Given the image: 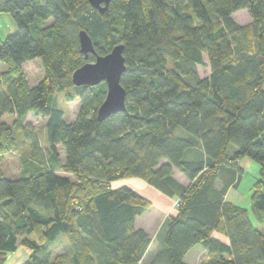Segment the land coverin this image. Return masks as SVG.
<instances>
[{
  "label": "trees",
  "instance_id": "1",
  "mask_svg": "<svg viewBox=\"0 0 264 264\" xmlns=\"http://www.w3.org/2000/svg\"><path fill=\"white\" fill-rule=\"evenodd\" d=\"M243 9L247 24L233 17ZM3 12L18 31L0 39V162L25 140L31 155L20 175L0 174V264L19 244L23 264H144L152 238L137 219L152 202L113 185L131 177L178 199L149 264H190L198 244L200 264H264V0H111L103 13L89 0H0ZM82 29L99 55L124 45L126 108L103 121L106 82L72 81L96 57L80 51ZM36 58L44 76L31 86L24 64ZM60 93L80 100L73 121ZM30 113L47 119V147L25 124ZM244 157L259 165L253 216L226 199Z\"/></svg>",
  "mask_w": 264,
  "mask_h": 264
},
{
  "label": "rangeland",
  "instance_id": "2",
  "mask_svg": "<svg viewBox=\"0 0 264 264\" xmlns=\"http://www.w3.org/2000/svg\"><path fill=\"white\" fill-rule=\"evenodd\" d=\"M234 19L240 24H247L252 20L250 14L246 9L236 12ZM17 31L18 25L12 15L7 12L0 13V39H5L8 35L14 34ZM0 67L2 69H5L6 64L2 62ZM198 68L200 76H206L210 72V67L208 65L199 66ZM24 69L31 86L35 85L44 76V67L41 63L40 58H36L34 60L26 62L24 64ZM59 103L61 108L65 112L66 119H68L69 121H73L79 113L81 106L80 100L75 99L74 101H66L64 98V93H60ZM4 118L9 123H13L14 116L5 114ZM46 121V118L35 116L31 113L27 116V119L25 121V124H28V128L32 131H35L43 147H47L48 145L46 138ZM59 149L61 162L64 163L66 156L65 149L62 145L59 147ZM25 155H31L30 140H25V142L20 145L18 150L8 154L5 159L0 162V174L6 177H16L20 175L23 169L22 158ZM247 160H249L250 164L247 166L246 171L242 176L240 186L238 190L236 189L231 191L229 199L232 201L233 199H237L236 203L247 207L251 212V215L253 216L252 203L250 200L252 194L251 187L258 176L259 165L249 157ZM59 173L63 175H70L65 172ZM174 174L177 178L183 180L184 182H187L184 179L183 174L179 170L174 169ZM135 179H140L142 183L137 182ZM122 180L129 181L132 185H135L144 190L146 193H148V198L152 202V206L149 208V210L137 219V226L144 228L152 238V243L143 260L144 264H149L157 251L161 248V238L163 237V223L170 214H175L177 212L178 199L173 198V200H170L171 197H169L168 199L167 195L154 188L153 186H151L153 189L150 188V185L148 186V183L141 178L131 177ZM119 184L120 183L117 182L113 183L114 186H118ZM120 185L127 184L121 183ZM64 251H66L65 243L60 242L58 244H55V253H61ZM189 254L190 255L187 260H189L192 264H200L207 258V251L201 244H198L194 248H192ZM28 256L29 249L26 246L19 244L18 248L15 251L10 252L4 264H23L27 260Z\"/></svg>",
  "mask_w": 264,
  "mask_h": 264
},
{
  "label": "water",
  "instance_id": "3",
  "mask_svg": "<svg viewBox=\"0 0 264 264\" xmlns=\"http://www.w3.org/2000/svg\"><path fill=\"white\" fill-rule=\"evenodd\" d=\"M91 5L100 12H105L111 0H89ZM80 51L86 58L94 54V61H86L78 67L72 75V81L77 86H94L102 81L107 84L106 98L100 105L97 117L103 121L126 108L127 91L121 83V78L126 70V58L124 56V45H115L105 55L96 53L93 40L89 33L82 29L79 31Z\"/></svg>",
  "mask_w": 264,
  "mask_h": 264
},
{
  "label": "crops",
  "instance_id": "4",
  "mask_svg": "<svg viewBox=\"0 0 264 264\" xmlns=\"http://www.w3.org/2000/svg\"><path fill=\"white\" fill-rule=\"evenodd\" d=\"M235 15H236V13H234V15H233V17H235ZM248 159V157H244V158H242L240 161H239V165H240V167L243 169V174L245 173V171H246V168H247V166L250 164V162H249V160H247ZM175 175V174H174ZM175 177H176V175H175ZM183 177H184V179L187 181V182H184L183 180H181V179H179V178H177L179 181H181V182H183V183H185V184H187L188 183V180L186 179V177L183 175ZM137 182H139V183H142V181L140 180V179H135ZM124 180H119V181H116L117 183H123V184H127V185H129V186H131L132 188H134V189H136L137 191H139L140 193H142L143 195H145L146 197H148L149 195H148V193H146L144 190H142V189H140L139 187H137V186H135V185H132L131 184V182H129V181H124ZM115 182V183H116ZM144 183V182H143ZM120 184L118 185V186H120ZM145 184V183H144ZM146 185V184H145ZM148 186H149V184H147ZM146 185V186H147ZM240 186V185H239ZM150 188H152L151 187V185L149 186ZM238 188L239 187H237V188H235V187H233V186H231L229 189H228V191H227V193H226V199L228 200V201H231V202H234V203H236V201H237V199H233V201L232 200H230L229 199V195H230V193H231V191L232 190H238ZM153 189V188H152ZM168 197V196H167ZM168 199H169V197H168ZM170 200H173V198H171ZM250 200H251V197H250ZM223 240H225V241H228V238L227 237H223ZM192 250V249H191ZM190 250V251H191ZM189 251V252H190ZM189 253L187 254V256H186V261L188 262V263H190V264H192L189 260H187V258L189 257Z\"/></svg>",
  "mask_w": 264,
  "mask_h": 264
}]
</instances>
